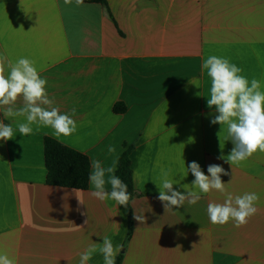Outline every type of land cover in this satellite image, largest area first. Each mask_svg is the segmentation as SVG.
I'll use <instances>...</instances> for the list:
<instances>
[{"label": "crops", "instance_id": "1", "mask_svg": "<svg viewBox=\"0 0 264 264\" xmlns=\"http://www.w3.org/2000/svg\"><path fill=\"white\" fill-rule=\"evenodd\" d=\"M0 55L35 61L53 106L61 114L75 108L77 123L68 137L35 124L22 136L26 117L3 114L22 108V96L0 107V121L13 128L12 139L0 140V253L16 264H79V253L107 236L123 245L121 264H264V152L232 165L217 158L234 145L226 125L210 123L218 113L207 106L210 78L201 67L210 55L229 58L264 91V0H0ZM46 137L116 170L129 151L132 217L128 207L92 197L90 184H47ZM193 161L205 175L211 164L228 171L221 180L233 196L259 194L246 225L210 222L208 204L226 198L215 190L165 210L157 199L161 169L171 170L169 179L179 181L173 189L186 195L182 186L193 190L195 177L181 178ZM88 264H103L102 254Z\"/></svg>", "mask_w": 264, "mask_h": 264}, {"label": "clouds", "instance_id": "2", "mask_svg": "<svg viewBox=\"0 0 264 264\" xmlns=\"http://www.w3.org/2000/svg\"><path fill=\"white\" fill-rule=\"evenodd\" d=\"M64 3L70 5L72 0H64ZM75 3L81 5L83 0H75ZM6 66L10 69L7 76H5ZM201 67L202 70L207 71V76L210 78L207 106L209 108L215 106L218 113L210 123L226 125L228 138L234 145L227 158L223 155L217 158L225 159L232 165L247 160L257 151L264 152V91L261 90V81L253 78L249 82L248 78L241 74L243 69L225 57L210 55L204 59ZM40 70L37 69L35 61L29 58L21 57L13 63L6 61V58L0 55V107L14 105L21 96L24 101V106L19 110H14L11 106L7 107L3 112L4 117H26V122L18 125L22 136L32 133L33 124L38 127L41 125L50 127L56 138L71 136L77 130V123L72 118L76 109L73 108L71 114H61L59 108L53 106L54 97L49 98L46 91L47 80L41 78ZM190 83L199 87V81H190ZM12 138V126L0 121V140L7 141ZM220 148L222 151L224 145L220 144ZM108 150L113 152L115 148L110 146ZM90 163L92 170L89 173V184L94 189L91 196L101 202L113 200L118 206L123 205L127 208L131 194L128 192V185L115 175V164L105 168L98 160H92ZM189 171L195 179L192 182L193 190H190L186 184L182 186L187 189L185 195L173 189V184H179V181L173 182L169 179L171 170L161 169L162 181L156 183L159 189L157 199L163 202L166 211L173 206H183L186 200L188 204L194 205L201 199V193L207 194L215 190L224 194L226 198L223 204L212 202L208 204L207 214L213 225H225L231 220L234 227L240 228L257 213L256 204L260 200L259 194L246 192L243 195L233 196L221 180V175H230L222 166L209 165L207 171L210 175H205L200 165L193 161L188 165L181 179L185 178ZM106 185H110L111 191L106 190ZM79 201L84 204L82 200ZM133 218L140 223L145 219L136 212ZM85 223L87 224L88 221L86 220ZM122 249L123 245L114 246L112 240L104 236L102 245L99 247L93 245L79 253V264H88L97 250L103 256V264H116V257ZM0 264H16V260L6 253H0Z\"/></svg>", "mask_w": 264, "mask_h": 264}, {"label": "trees", "instance_id": "3", "mask_svg": "<svg viewBox=\"0 0 264 264\" xmlns=\"http://www.w3.org/2000/svg\"><path fill=\"white\" fill-rule=\"evenodd\" d=\"M83 3L106 5L107 0H83ZM122 108L123 106L117 105L114 110L118 112L122 111ZM44 149L48 170L47 184L76 190L88 189L91 163L86 155L49 137H46L44 140ZM115 175L128 185V192L131 194L128 205L129 216L131 218L130 202L137 193L133 182L129 151H125L122 154ZM121 259L122 257L119 256L116 264H121Z\"/></svg>", "mask_w": 264, "mask_h": 264}]
</instances>
